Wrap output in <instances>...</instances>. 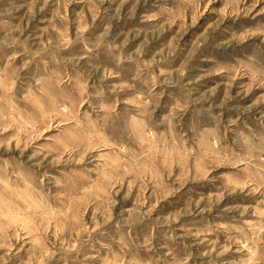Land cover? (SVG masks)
<instances>
[{"label":"rangeland","instance_id":"rangeland-1","mask_svg":"<svg viewBox=\"0 0 264 264\" xmlns=\"http://www.w3.org/2000/svg\"><path fill=\"white\" fill-rule=\"evenodd\" d=\"M0 264H264V0H0Z\"/></svg>","mask_w":264,"mask_h":264}]
</instances>
